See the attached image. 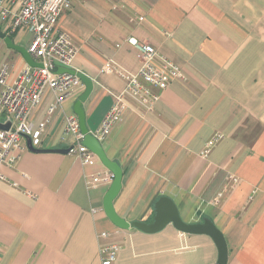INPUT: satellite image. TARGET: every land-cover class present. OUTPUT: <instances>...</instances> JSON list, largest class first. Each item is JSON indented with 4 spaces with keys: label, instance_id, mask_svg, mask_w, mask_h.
Wrapping results in <instances>:
<instances>
[{
    "label": "crops",
    "instance_id": "0c3cea01",
    "mask_svg": "<svg viewBox=\"0 0 264 264\" xmlns=\"http://www.w3.org/2000/svg\"><path fill=\"white\" fill-rule=\"evenodd\" d=\"M57 23L78 50L69 70L91 83L82 103L89 133L123 90L101 69L128 76L139 69L128 39L151 45L184 76L153 90L155 103L128 98L129 109L100 142L122 171L116 214L151 223L156 201L166 197L183 222L215 225L226 264H264V0H72ZM0 32L27 52L31 36L19 39L25 31L10 33L0 21ZM0 63L13 77L27 65L1 38ZM85 90L81 82L49 118L37 150L70 149L64 117L75 115ZM52 101L46 94L34 109L35 125ZM24 146L14 167L0 166V264H101L107 244L119 247L113 264H216L207 236L172 225L154 234L113 226L102 210L108 187L87 190L83 181L105 170L97 158L82 165L70 153Z\"/></svg>",
    "mask_w": 264,
    "mask_h": 264
},
{
    "label": "built area",
    "instance_id": "2783aa9c",
    "mask_svg": "<svg viewBox=\"0 0 264 264\" xmlns=\"http://www.w3.org/2000/svg\"><path fill=\"white\" fill-rule=\"evenodd\" d=\"M72 0H0V21L6 23L10 33L25 31L31 36L27 49L33 61L40 67L25 65L11 76V68L0 63V115L10 121L8 131H0V166L14 167L25 148V138L37 148L49 118L58 110L65 99L77 87L80 79L69 73H58V68L72 69L78 50L67 34L58 29L59 16L71 9ZM136 51L140 63L133 76H128L108 65L101 73H113L123 82L122 92L114 96L113 104L104 116L99 128L90 133L99 142L104 141L123 114L129 109L127 99L146 98L151 103L158 100L153 90L162 91L174 80H184L181 70L172 62L159 56L149 44L128 39ZM46 94L52 96L48 108V118L41 125H35L31 115ZM65 135L72 139L69 153L80 160L82 165H90L96 157L81 142L78 119L75 115L64 117ZM216 138L214 141H217ZM0 180H4L0 175ZM113 180L108 170L84 175L87 190L107 186ZM34 198L32 195H29ZM93 213L96 210H92ZM101 233L98 238H107ZM119 247L116 244L100 245L101 264H113Z\"/></svg>",
    "mask_w": 264,
    "mask_h": 264
},
{
    "label": "water",
    "instance_id": "95a60500",
    "mask_svg": "<svg viewBox=\"0 0 264 264\" xmlns=\"http://www.w3.org/2000/svg\"><path fill=\"white\" fill-rule=\"evenodd\" d=\"M0 38L4 40L5 44L12 50L18 52L28 66L31 67H40L39 64L35 63L30 57L28 52L24 49H21L18 46L13 45L12 41L6 37L3 33L0 32ZM60 70V69H59ZM59 73H69L76 75L80 81L85 85L86 90L82 96L76 101L73 107V112L78 119L79 130L83 135V140L81 144L87 148L101 163V165L108 170L112 176L113 180L109 185L102 201V210L106 218L110 223L119 230L127 231L130 229L138 230L145 234H154L161 231L167 225H172L175 230L186 235H204L209 237L217 250V261L216 264H226L227 261V247L225 239L222 233L215 227V225L209 219H202L200 223L187 224L182 221L177 211L174 203L166 198H159L154 205V217L151 223H142V222H132L128 223L124 219L120 218L113 208V201L117 197L121 189V180H122V171L117 163L110 161L100 144V142L93 137L86 125H85V115L82 109V103L88 97L91 90V83L83 75L77 74L72 70L62 69ZM10 127V121L7 119L4 122H0V131H8ZM27 149L32 153H45L52 152L57 154H68L69 149L67 150H53V151H39L31 146L29 138H25Z\"/></svg>",
    "mask_w": 264,
    "mask_h": 264
},
{
    "label": "rangeland",
    "instance_id": "374dc122",
    "mask_svg": "<svg viewBox=\"0 0 264 264\" xmlns=\"http://www.w3.org/2000/svg\"><path fill=\"white\" fill-rule=\"evenodd\" d=\"M23 33V34H22ZM30 35L27 33V32H20V34H19V39L20 40H23V41H27V39H28V37H29ZM7 119H6V117L4 116V115H0V122H4V121H6Z\"/></svg>",
    "mask_w": 264,
    "mask_h": 264
}]
</instances>
